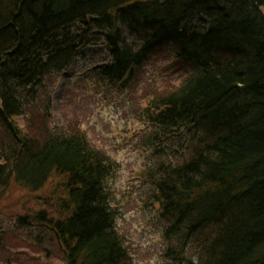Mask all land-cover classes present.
Here are the masks:
<instances>
[{"label": "trees", "instance_id": "trees-1", "mask_svg": "<svg viewBox=\"0 0 264 264\" xmlns=\"http://www.w3.org/2000/svg\"><path fill=\"white\" fill-rule=\"evenodd\" d=\"M169 45L194 70L136 109L164 256L264 264V0H0V188L55 182L45 207L17 225L47 256L56 243L62 264L137 263L108 186L117 162L50 120L57 82L101 52L64 95L87 83L126 91Z\"/></svg>", "mask_w": 264, "mask_h": 264}, {"label": "rangeland", "instance_id": "rangeland-1", "mask_svg": "<svg viewBox=\"0 0 264 264\" xmlns=\"http://www.w3.org/2000/svg\"><path fill=\"white\" fill-rule=\"evenodd\" d=\"M101 55L104 56L96 52L89 58L95 61ZM175 55L170 45L156 50L138 69L134 83L126 91L112 89L108 94L106 87L96 88L87 83L64 95L68 79L77 81L82 67L90 63L89 58L80 61L78 70L74 65L68 75L61 76L55 87L50 120L85 133L94 145L117 162L108 186L119 211L117 227L126 237L137 264H168L164 256L168 244L164 235L167 224L161 219L159 206L152 202L142 175L144 166L152 163L154 157L141 141L147 127L138 118L136 109L138 102L144 105L156 92L180 85L194 70L193 64L181 62ZM19 123L24 126L23 117ZM54 188L49 184L34 193L14 182L6 189L0 188V260H12L14 264H62L55 242L47 256L34 235L17 225L19 216L45 207L42 198Z\"/></svg>", "mask_w": 264, "mask_h": 264}]
</instances>
